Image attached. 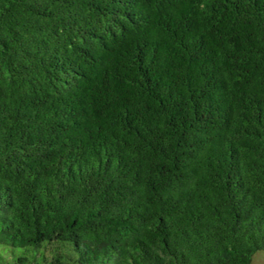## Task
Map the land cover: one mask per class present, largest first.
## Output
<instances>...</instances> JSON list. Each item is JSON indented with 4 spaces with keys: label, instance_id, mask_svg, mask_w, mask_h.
<instances>
[{
    "label": "trees",
    "instance_id": "trees-1",
    "mask_svg": "<svg viewBox=\"0 0 264 264\" xmlns=\"http://www.w3.org/2000/svg\"><path fill=\"white\" fill-rule=\"evenodd\" d=\"M0 245L264 256V0H0Z\"/></svg>",
    "mask_w": 264,
    "mask_h": 264
},
{
    "label": "rangeland",
    "instance_id": "rangeland-1",
    "mask_svg": "<svg viewBox=\"0 0 264 264\" xmlns=\"http://www.w3.org/2000/svg\"><path fill=\"white\" fill-rule=\"evenodd\" d=\"M0 248L1 249V254L3 255V257H6L7 258V253L3 250L5 248H8L7 246H4V245H0ZM10 248V247H9ZM16 251H19L21 249L17 248V249H14ZM252 264H264V256L261 254V252H257L253 258H252Z\"/></svg>",
    "mask_w": 264,
    "mask_h": 264
}]
</instances>
